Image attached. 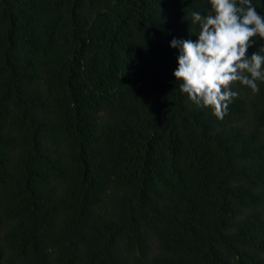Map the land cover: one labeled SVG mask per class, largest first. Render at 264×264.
<instances>
[{"label": "trees", "instance_id": "trees-1", "mask_svg": "<svg viewBox=\"0 0 264 264\" xmlns=\"http://www.w3.org/2000/svg\"><path fill=\"white\" fill-rule=\"evenodd\" d=\"M206 7L0 0V264H264V81L173 75Z\"/></svg>", "mask_w": 264, "mask_h": 264}, {"label": "clouds", "instance_id": "clouds-1", "mask_svg": "<svg viewBox=\"0 0 264 264\" xmlns=\"http://www.w3.org/2000/svg\"><path fill=\"white\" fill-rule=\"evenodd\" d=\"M205 3V11L190 13L196 27L189 32L196 38L173 36L169 41L178 50L173 75L192 102L223 119L239 95L232 82L259 92V82L264 81V0ZM252 45H258V50L249 53Z\"/></svg>", "mask_w": 264, "mask_h": 264}]
</instances>
